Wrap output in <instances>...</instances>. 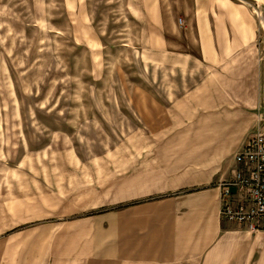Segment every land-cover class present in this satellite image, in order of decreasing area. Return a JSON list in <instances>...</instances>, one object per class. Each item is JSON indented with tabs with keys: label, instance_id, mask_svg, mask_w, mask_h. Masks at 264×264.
I'll return each instance as SVG.
<instances>
[{
	"label": "rangeland",
	"instance_id": "rangeland-1",
	"mask_svg": "<svg viewBox=\"0 0 264 264\" xmlns=\"http://www.w3.org/2000/svg\"><path fill=\"white\" fill-rule=\"evenodd\" d=\"M206 1L0 0V264L83 259L85 224L113 206L109 178L139 170L141 111L197 81L157 67L156 50L196 52L186 32Z\"/></svg>",
	"mask_w": 264,
	"mask_h": 264
},
{
	"label": "crops",
	"instance_id": "crops-1",
	"mask_svg": "<svg viewBox=\"0 0 264 264\" xmlns=\"http://www.w3.org/2000/svg\"><path fill=\"white\" fill-rule=\"evenodd\" d=\"M204 6L202 25L186 32L196 52L156 50L157 67L196 71L197 81L141 111L139 170L109 178L107 223L85 224L78 264H264V229L224 219L219 185L264 117V4L258 14L230 0Z\"/></svg>",
	"mask_w": 264,
	"mask_h": 264
},
{
	"label": "built area",
	"instance_id": "built-area-1",
	"mask_svg": "<svg viewBox=\"0 0 264 264\" xmlns=\"http://www.w3.org/2000/svg\"><path fill=\"white\" fill-rule=\"evenodd\" d=\"M182 21V19H181ZM232 176L220 182L221 215L245 224L251 231L264 229V117L245 147L235 154Z\"/></svg>",
	"mask_w": 264,
	"mask_h": 264
}]
</instances>
